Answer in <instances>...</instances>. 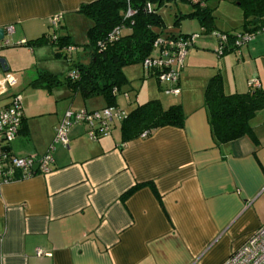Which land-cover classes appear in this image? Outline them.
Instances as JSON below:
<instances>
[{
  "label": "crops",
  "instance_id": "obj_1",
  "mask_svg": "<svg viewBox=\"0 0 264 264\" xmlns=\"http://www.w3.org/2000/svg\"><path fill=\"white\" fill-rule=\"evenodd\" d=\"M93 1L0 0V28L6 31L0 57L7 71L21 74L14 90L23 108L19 135L8 150L41 157L51 148L54 159L47 173L0 184V264H222L264 224V109L250 120L248 134L219 143L204 89L215 74L226 95L246 92L252 78L264 89V32L239 51L219 55L217 38L201 26L199 33L177 31L198 35L179 72V93L146 76L142 62L124 66L125 83L114 100L121 117L111 132L91 140L86 125H75L64 146L54 141L64 112L107 103L103 96L84 99L60 79L64 61L44 66V59L64 50L37 41L48 38L49 19L61 14L58 35L74 42L76 27H90L79 9ZM68 57L89 59L79 48ZM40 71L61 82L32 86ZM152 100L163 109L180 105L182 127L123 140L122 120ZM9 101L0 97V109ZM36 249L45 254L36 256Z\"/></svg>",
  "mask_w": 264,
  "mask_h": 264
},
{
  "label": "trees",
  "instance_id": "obj_2",
  "mask_svg": "<svg viewBox=\"0 0 264 264\" xmlns=\"http://www.w3.org/2000/svg\"><path fill=\"white\" fill-rule=\"evenodd\" d=\"M155 2L152 10L144 8L145 0H96L84 4L79 12L88 18L92 25L86 31V42L82 51L88 55L87 63L80 59L71 61L70 70H76L75 80L67 76L65 82L74 91L86 99L103 96L107 105H114V89L119 90L125 83L122 72L124 66L140 63L151 54L152 44L157 36L174 37L181 35L172 29H166L164 21L157 12L160 5L171 0H151ZM192 5L193 10L179 15L174 25H179L181 19L196 18L199 25L207 32L215 31L212 10L206 0H184ZM242 12V23L239 30L220 31L228 36L231 42L237 32H264V0H237ZM131 7L136 12L129 18L124 13ZM123 26L119 38L106 42L109 31L117 26ZM126 31V32H125ZM40 41L57 48L75 46L68 36H59L57 41L49 42L41 37ZM99 42L103 48L98 46ZM60 55V53H59ZM61 81L56 75L40 71L32 86L51 87ZM204 104L208 113V122L212 136L219 143H226L248 134L251 131L250 120L257 111L264 109V89H248L244 93L226 95L222 90L220 74L212 76L204 89ZM106 105V106H107ZM184 115L180 105H172L167 109L160 106L158 100L148 101L132 109L122 120L121 131L123 140L135 138L144 131H150L163 126L182 127Z\"/></svg>",
  "mask_w": 264,
  "mask_h": 264
},
{
  "label": "built area",
  "instance_id": "obj_3",
  "mask_svg": "<svg viewBox=\"0 0 264 264\" xmlns=\"http://www.w3.org/2000/svg\"><path fill=\"white\" fill-rule=\"evenodd\" d=\"M129 5L130 0H126ZM144 8L152 10L151 0H145ZM136 11L128 7L124 13L125 18L131 17ZM61 21V14H55L49 19L48 41H57L58 28ZM123 26H117L109 31L105 37L106 42H113L119 38L123 31ZM7 31H12V27H7ZM217 38L216 52L221 55L226 50L239 51L240 47L250 41L258 33L237 32L231 42L228 36L220 31H212ZM196 33L181 34L174 37L157 36L152 44L151 54L141 62L146 76H153L159 83H169L170 87L166 92L177 95L179 88L176 85L179 72L183 67L186 52L191 48L197 39ZM20 44L25 45L22 40ZM98 46L103 48L99 42ZM67 54L76 53L78 47L69 45L62 48ZM63 51V52H64ZM69 79L75 80L78 77L76 70L68 71L66 75ZM21 74L19 72L0 70V97L8 95L10 101L8 105L0 109V184L25 179L35 174H44L50 171L54 163L51 148L41 157L16 156L9 152V144L19 135V128L23 115L22 95L15 91ZM257 78L248 81L249 89L259 88ZM117 92L116 89L113 91ZM121 112L115 105H107L98 110L67 109L58 125L55 128L56 143L64 146L68 145V132L71 127L79 124L87 126L89 139L97 140L101 136L111 132L112 122L115 118L120 119ZM1 239V237H0ZM43 251L36 249L35 255L42 256ZM222 264H264V224L255 229L244 243L231 251L228 258Z\"/></svg>",
  "mask_w": 264,
  "mask_h": 264
},
{
  "label": "rangeland",
  "instance_id": "obj_4",
  "mask_svg": "<svg viewBox=\"0 0 264 264\" xmlns=\"http://www.w3.org/2000/svg\"><path fill=\"white\" fill-rule=\"evenodd\" d=\"M155 7V2L151 1ZM207 5L212 10V16L214 20V25L217 31H234L239 30L242 23V12L238 5L237 0H206ZM192 5L189 2L184 0H171L166 1L158 8L157 12L162 17L166 27L172 29L173 31H197L200 32V25L196 18H185L181 19L179 25H174V20L182 14L192 11ZM88 26H91L92 23L90 20L86 19ZM86 26V28L88 27ZM76 35L74 36V42L78 44V48L82 49V45L86 42V29L84 26L76 27ZM126 32V31H125ZM81 51V50H80ZM70 54H67L61 51L60 55L57 58L52 56L51 59H44L41 63L44 66H50L51 63H54L53 60L59 59V61H64L66 63L63 69H60L58 74L59 78L65 81L68 69L70 67ZM74 55V53H73ZM53 65V64H52ZM136 64H130L128 66H136ZM61 67L60 64L55 65V70ZM123 68V71H125Z\"/></svg>",
  "mask_w": 264,
  "mask_h": 264
},
{
  "label": "water",
  "instance_id": "obj_5",
  "mask_svg": "<svg viewBox=\"0 0 264 264\" xmlns=\"http://www.w3.org/2000/svg\"><path fill=\"white\" fill-rule=\"evenodd\" d=\"M5 35H6L5 29L4 28H0V42L3 41V38H4ZM0 68L3 71H7L8 70V67L6 65L5 59L1 58V57H0Z\"/></svg>",
  "mask_w": 264,
  "mask_h": 264
}]
</instances>
